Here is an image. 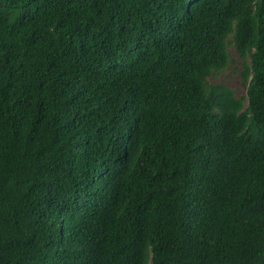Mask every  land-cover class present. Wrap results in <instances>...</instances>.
Returning <instances> with one entry per match:
<instances>
[{
  "label": "trees",
  "instance_id": "obj_1",
  "mask_svg": "<svg viewBox=\"0 0 264 264\" xmlns=\"http://www.w3.org/2000/svg\"><path fill=\"white\" fill-rule=\"evenodd\" d=\"M0 264H264V0H0Z\"/></svg>",
  "mask_w": 264,
  "mask_h": 264
},
{
  "label": "rangeland",
  "instance_id": "obj_2",
  "mask_svg": "<svg viewBox=\"0 0 264 264\" xmlns=\"http://www.w3.org/2000/svg\"><path fill=\"white\" fill-rule=\"evenodd\" d=\"M230 65L220 75L210 80L213 85H223L231 89L237 98L246 97L247 84H244L241 78L243 72V61L239 58L233 46L229 47Z\"/></svg>",
  "mask_w": 264,
  "mask_h": 264
}]
</instances>
